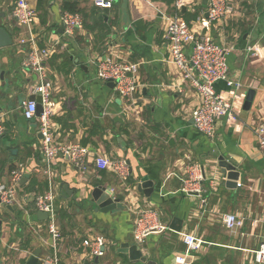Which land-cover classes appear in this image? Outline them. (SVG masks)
<instances>
[{"label": "crops", "instance_id": "crops-1", "mask_svg": "<svg viewBox=\"0 0 264 264\" xmlns=\"http://www.w3.org/2000/svg\"><path fill=\"white\" fill-rule=\"evenodd\" d=\"M40 1L43 7H38ZM62 1L29 0L37 13H48L45 24L39 18L36 22L37 44L55 48L45 61L51 81L54 141L87 146L88 166L80 172L67 157L57 156L51 173L44 172L38 120H26L20 105L32 94L37 76L21 66L25 48L15 42L20 30L11 17L12 0H0V27L12 37V45L0 48V119L5 126L0 138V183L9 182L13 169L22 173L15 203L9 209L0 204V264H26L34 252L39 264L53 253L45 220L37 218L33 202L34 195L50 186L56 209L63 211L57 219L62 234L57 243L61 264L87 263L82 240L96 234L106 241L100 264H145L119 251L121 243H134L133 220L144 209L156 211L165 226L149 234L140 246L155 264H176L175 255L184 252L180 232L169 228L173 218L182 221L181 232L203 241L187 264H259L253 253L264 240V150L254 128L264 122V0H232V14L203 29L230 49L229 74L243 83L244 97L248 89L255 91L249 110L236 104L232 118L217 120L213 137L195 129L191 118L198 103L195 91L168 58L163 28L174 12V0L170 5L166 0H116L109 9L96 8L111 26L101 45L85 28L65 40L59 21ZM183 1L186 4L181 9L188 17L198 10L206 18L202 0ZM81 5L90 9L93 3L87 0ZM194 23L192 19L190 24ZM67 54L71 65L61 59ZM106 55L139 63L140 85L132 99H121L96 78L95 62ZM214 86L219 92L226 91L223 81ZM98 153L125 159L128 179L121 182L112 172L96 168L93 159ZM220 155L236 166L241 186L221 183L216 163ZM193 166L199 168L201 191L186 193L183 181ZM145 176L154 188L149 197L137 189ZM23 177L26 180L21 182ZM98 185L113 190V197H119L124 207L107 213L95 211L89 200ZM64 186L67 194H63ZM226 213L243 219L237 233L223 226L221 218Z\"/></svg>", "mask_w": 264, "mask_h": 264}, {"label": "built area", "instance_id": "built-area-1", "mask_svg": "<svg viewBox=\"0 0 264 264\" xmlns=\"http://www.w3.org/2000/svg\"><path fill=\"white\" fill-rule=\"evenodd\" d=\"M93 5L100 8H111L116 0H91ZM186 4L183 0H174V12L166 18L163 28V37L167 45L169 60L180 71L181 79L189 83L194 89L197 105L191 112L195 129L208 137H213L216 122L221 117H233L237 104L242 107L244 102L243 83L229 74L228 53L230 49L216 43L213 38L203 32L205 24H213L229 17L233 11L232 0H207V17L199 13L194 25L185 21L178 11ZM11 17L18 27L19 35L16 44L25 48L21 66L36 74L37 83L32 94H40L42 112L37 115V103L34 100L22 101V116L26 120H38V131L41 133L40 152L44 164V172L51 173L53 162L57 156H65L80 172H85L88 166L89 149L79 144H60L54 141L51 132L52 99L51 81L48 79L45 61L54 53L53 45L40 47L37 44L38 35L34 32L38 13L29 0H12ZM62 34L66 38H73L76 33L84 31L83 19L79 13L64 11L60 15ZM188 48L190 49L187 52ZM96 78L103 82H112L113 89L121 99H132L139 88V63L112 58L110 55L100 57L96 62ZM223 81L226 91L219 92L215 83ZM181 91V89H178ZM4 122L0 119V138L4 134ZM254 135L260 148L264 150V122L254 128ZM96 168L112 172L117 179L125 182L130 176V169L122 158H109L106 154L98 153L93 159ZM198 166L188 171V177L183 181L182 190L186 193L201 191V176L196 172ZM22 173L18 170L10 171L8 183H0V204L12 205L16 201L17 186ZM214 179L210 181L212 185ZM237 186L241 183L237 182ZM113 190H110L112 194ZM113 195V194H112ZM56 195L50 186L46 191L37 193L33 197L34 210L49 213L46 231L53 241V253L43 257L39 264H61L57 255V243L62 238L56 222ZM264 223V210L262 214ZM221 222L225 229L233 234L243 226V219L232 213L222 216ZM163 226L157 217L156 211L144 209L134 217L133 240L140 247L146 237L154 231H163ZM185 245L182 253L175 255L176 264H187L202 245V240L192 233H179ZM106 241L101 235H88L82 240L87 250L89 261L85 264H100L99 260L105 254ZM253 257L256 263L264 264V240L254 250Z\"/></svg>", "mask_w": 264, "mask_h": 264}, {"label": "water", "instance_id": "water-1", "mask_svg": "<svg viewBox=\"0 0 264 264\" xmlns=\"http://www.w3.org/2000/svg\"><path fill=\"white\" fill-rule=\"evenodd\" d=\"M202 3L204 5L207 4V0H202ZM205 17H207V13H205ZM12 45V37L11 35L6 31L4 27H0V48L7 47ZM107 85L113 88L112 82H107ZM254 90L252 88L248 89L245 95V99L243 102L242 109L243 110H249L253 101L254 97ZM27 100H34L37 103V115H39L42 112V103H41V96L40 94H31L29 95ZM20 105H22V101L20 102ZM38 137L42 138L41 133H38ZM217 166L219 167V171L222 176L221 183L227 187H236L239 172L236 170V166L229 162L227 159H225L222 155L218 156L217 158ZM26 180V177H23L21 182H24ZM138 191H141L144 193L147 197L150 196V194L153 192V183L148 179V177H143L138 186ZM68 190L64 186L63 187V194H67ZM89 203L94 208L95 211H101L104 213H107L109 211L115 210L117 208H123L124 206L120 203L119 197H113V195L110 193V190L103 186L98 185L94 187L90 193V200ZM6 207L9 209L10 205H6ZM36 216L40 221L47 220L49 217L48 212L44 211H37ZM171 230L175 232H180L182 228V221L178 218H173L170 227ZM119 251L123 252L128 255L129 260L131 261H141L145 264H155L153 261L148 260L142 253L140 247L134 242L133 244L129 243H121L119 246ZM38 253L34 252L33 255L29 258V260L26 262V264H36L37 262Z\"/></svg>", "mask_w": 264, "mask_h": 264}, {"label": "trees", "instance_id": "trees-1", "mask_svg": "<svg viewBox=\"0 0 264 264\" xmlns=\"http://www.w3.org/2000/svg\"><path fill=\"white\" fill-rule=\"evenodd\" d=\"M87 2V0H63L60 6V11L61 14L64 11L70 12V13H79L83 19V25L84 28L88 31L91 32L93 35V40L96 41V43H99L100 45L104 43L106 37L110 34L111 31V26L109 23L105 22V18H100L99 14L96 12V6L92 5L91 8H86V6H82L81 2ZM166 2L170 5L172 3V0H166ZM43 7V1L40 3H38V7ZM202 7L203 4L201 5ZM45 11H43L42 13H38V18L41 24H45L47 22V15L48 13H44ZM178 13L183 17L187 23L190 24V21L193 19L195 20L197 18V16L199 15V11H195L193 15H191L190 17H188L186 15V11H183L182 9H180L178 11ZM139 21H137L136 23H134L135 25H138ZM134 25V26H135ZM136 27V26H135ZM66 41H68V39H66ZM57 54V53H56ZM52 57H57V55H53ZM70 56L67 55H62L61 59L62 61H64L65 63H67L68 65H71V62L69 60ZM58 72L61 73V71L59 69H57ZM69 71V70H68ZM66 71V72H68ZM65 72V73H66ZM56 222L58 223L57 219L59 220L60 217H63V211L62 209L58 208L56 209ZM59 226V225H58ZM182 242V241H181ZM183 243V242H182ZM184 244V243H183ZM183 250H185V245ZM195 254V253H193Z\"/></svg>", "mask_w": 264, "mask_h": 264}, {"label": "rangeland", "instance_id": "rangeland-1", "mask_svg": "<svg viewBox=\"0 0 264 264\" xmlns=\"http://www.w3.org/2000/svg\"><path fill=\"white\" fill-rule=\"evenodd\" d=\"M11 11H12V10H11ZM261 14H262V15H261V16H262V19H261V20H262V22L264 23V13H261ZM4 15L6 16L7 13H4ZM76 34H77V33H76ZM76 34H75V35H76ZM74 38H75V36H74ZM66 39L70 40L71 38H67V37H66L65 40H66ZM53 46H54V45H53ZM93 209H94V208H93Z\"/></svg>", "mask_w": 264, "mask_h": 264}]
</instances>
